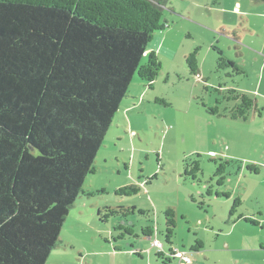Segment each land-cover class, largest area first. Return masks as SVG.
<instances>
[{
	"label": "trees",
	"instance_id": "16d2710c",
	"mask_svg": "<svg viewBox=\"0 0 264 264\" xmlns=\"http://www.w3.org/2000/svg\"><path fill=\"white\" fill-rule=\"evenodd\" d=\"M167 1L0 0V264H45L69 209L79 195H91L84 182L95 173L96 155L135 73L152 88L161 70L154 52L145 64L141 60L154 35L166 28ZM213 49L218 68L241 73ZM185 63L197 76L198 49ZM223 98L231 106L209 108L210 115L246 121L254 110V100L236 90H223ZM197 157L184 162L183 177L193 182L201 172ZM212 162L221 185L233 162ZM138 191L130 186L116 193ZM240 206L236 198L230 219ZM165 216L171 245L175 213L168 209ZM152 234L147 229L145 236ZM202 247L197 240L191 250ZM157 256L164 258L162 252Z\"/></svg>",
	"mask_w": 264,
	"mask_h": 264
},
{
	"label": "rangeland",
	"instance_id": "374dc122",
	"mask_svg": "<svg viewBox=\"0 0 264 264\" xmlns=\"http://www.w3.org/2000/svg\"><path fill=\"white\" fill-rule=\"evenodd\" d=\"M186 5L182 0L165 3L166 28L161 32L169 37L164 44L169 51L155 53L161 70L152 88L140 81L147 93L143 88L139 90L133 101L126 102L132 105L127 108L124 103L134 93V80L139 79L135 73L96 155L95 173L84 182L83 189L91 195H79L69 209L57 247L45 264H180L177 259L166 262L170 247L186 250L181 252H188L190 264H232L233 260L249 257L244 251L232 252L234 248H245L237 246L236 231L229 236L222 230H230L232 219L237 218L238 213L231 219L229 213L239 194L244 197L243 203L254 206L249 192L255 185H250L249 176L239 178L242 163L237 160L227 166L223 184L218 185L212 159L230 161L222 157L227 139L237 143L241 153H251L260 146L255 148L259 142L246 139V127L231 124L229 128L223 123L225 117L207 112L209 108L221 111L231 106L219 85L231 79L226 72L232 70L217 67V53L210 50L213 44L220 49L215 36L179 20L180 16L185 17L180 14L181 9L187 13ZM218 17L221 21L229 18ZM211 24L214 25L213 20ZM151 42L141 65L151 53ZM195 49L199 69L202 61L206 64V76L201 79L190 75L185 63ZM207 149L217 151L218 156L211 157L205 152ZM196 157L201 172L193 182L183 177L184 162ZM130 186L139 191L129 196L116 193ZM168 209L174 211L176 224L171 245L166 242ZM147 229L153 232L148 237ZM154 240L163 245L166 258L157 256L160 249L152 247ZM197 240L203 243V251L195 254L191 247ZM223 241L228 242L230 251H223Z\"/></svg>",
	"mask_w": 264,
	"mask_h": 264
},
{
	"label": "crops",
	"instance_id": "0c3cea01",
	"mask_svg": "<svg viewBox=\"0 0 264 264\" xmlns=\"http://www.w3.org/2000/svg\"><path fill=\"white\" fill-rule=\"evenodd\" d=\"M184 1L187 4L185 7L187 13L181 9L180 14H185V17L179 15V20L191 27L210 33L213 37L215 36L220 44V49L213 44L210 50L213 51L214 47L220 50L222 55L233 62L241 71L240 74L232 71L231 73L226 72L227 77L231 79L219 85L220 90L233 89L254 100V110L249 114L246 121H235L225 117L223 123L229 128L232 125L236 128L241 127L240 125L246 127V133L249 135L246 139H251L253 143L258 141L259 145L255 148L259 146L260 148L253 149L251 153H241L237 150L239 148L237 143H230L227 139V150L222 157L230 161H240L242 165L239 168V178L249 176L250 185H255L254 189L249 192L251 203L255 202L254 206L248 207V203L242 201L244 197L239 194L241 207L238 215L250 218L256 224H250L241 218L235 219L229 226L230 230L222 231L229 236L236 231L234 238L238 240L237 246L245 248H234L232 252L244 251L246 255H249L244 261L241 258L233 260L232 264H264V250L260 248L261 244H264V3H255L252 0H182V2ZM219 15H226L229 18L227 21H221ZM212 20L214 25L211 24ZM168 38L165 32H157L152 39L153 45L149 48L150 52L158 55L162 52L167 54L169 49H165L164 44ZM221 44H223L222 47ZM205 65V62L202 61L196 76L198 79H201V76H206ZM133 87L134 93H131L124 103L127 108L132 105L126 102L133 101L134 97L139 94V90L143 88L147 93L145 86L140 84L139 79L134 80ZM233 144L235 146L231 147ZM205 152L213 158L218 156V152L213 149H207ZM247 166L254 167L256 173L248 171ZM244 190L247 192L248 188ZM242 205H244L243 208ZM236 228L238 230H235ZM222 246L224 247H222L223 251H230L227 241H223ZM170 249L174 252H186V250L175 249L174 247H170ZM201 251L203 250L195 252V254L201 253ZM166 257L164 256V258ZM172 260L176 259L172 256L169 262Z\"/></svg>",
	"mask_w": 264,
	"mask_h": 264
},
{
	"label": "built area",
	"instance_id": "2783aa9c",
	"mask_svg": "<svg viewBox=\"0 0 264 264\" xmlns=\"http://www.w3.org/2000/svg\"><path fill=\"white\" fill-rule=\"evenodd\" d=\"M152 247L160 249L159 252H162V247L163 245L161 243H159L157 240H154L152 242ZM173 258L179 260L180 264H190V259L187 258L185 253L182 252H174L173 253Z\"/></svg>",
	"mask_w": 264,
	"mask_h": 264
}]
</instances>
